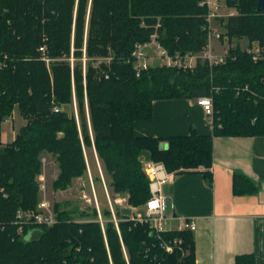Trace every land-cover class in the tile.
<instances>
[{
	"label": "trees",
	"instance_id": "obj_1",
	"mask_svg": "<svg viewBox=\"0 0 264 264\" xmlns=\"http://www.w3.org/2000/svg\"><path fill=\"white\" fill-rule=\"evenodd\" d=\"M201 1L0 0V142L15 108L24 121L12 141L0 144V264H195L192 232L157 234L119 209L114 221L103 210V224L95 208L67 210L62 203L53 204L51 226L18 214L39 210L36 179L47 154L58 165L52 188L64 191L84 175V151L93 148L112 192L139 209L150 197L141 156L171 174L199 171L211 186L213 137L264 136V61L239 45L217 64L198 59L193 68L135 71L131 53L154 32L170 56L207 47L209 11ZM224 1L236 10L224 25L227 40L264 47V7L257 0ZM199 97L212 99L210 135L135 133L134 122L152 118L154 101ZM73 104L77 115L66 109ZM232 183L236 194L258 189L239 173ZM173 239L181 240L179 248L165 252L162 244ZM235 264H254V256L238 255Z\"/></svg>",
	"mask_w": 264,
	"mask_h": 264
},
{
	"label": "crops",
	"instance_id": "obj_2",
	"mask_svg": "<svg viewBox=\"0 0 264 264\" xmlns=\"http://www.w3.org/2000/svg\"><path fill=\"white\" fill-rule=\"evenodd\" d=\"M225 8L235 15L234 8ZM152 110L151 119L134 122L137 135L180 136L192 129L199 135L212 133L211 120L196 100H157ZM9 125L12 141L18 130ZM212 148L211 186L199 171L174 173L163 185V194L173 206L166 230H175L181 218L195 222V264H235L236 256L246 254L254 256V264H264V136L213 137ZM234 173L253 180L257 191L234 193Z\"/></svg>",
	"mask_w": 264,
	"mask_h": 264
},
{
	"label": "rangeland",
	"instance_id": "obj_3",
	"mask_svg": "<svg viewBox=\"0 0 264 264\" xmlns=\"http://www.w3.org/2000/svg\"><path fill=\"white\" fill-rule=\"evenodd\" d=\"M220 8L216 10L213 17L210 19V29H211V42L209 49L206 48L204 52L209 54L212 57V63L217 64L223 60L228 54V50L235 45H239L243 50H248L249 41L245 38L237 39L233 38L231 41L227 40L225 31V26L227 17L234 11L225 8L226 2L222 0L219 2ZM228 7V6H227ZM213 11V9H212ZM256 42L251 43V48L253 49L256 46ZM204 59V53L201 54V60ZM83 61L85 59L83 58ZM191 64L194 65V58L190 59ZM217 62V63H216ZM152 65H157V61L150 62ZM69 106L66 109L70 113L77 115V109ZM22 117L15 108L10 117L5 119L6 122L2 124L1 132V142L6 144L7 141H10L11 134L9 129V124H13V131H17L21 125ZM8 128V129H7ZM9 137V138H8ZM0 144L2 145V143ZM85 160H86V171L81 177H76L72 180V184L64 191H54L52 188V182L58 174V165L54 157L50 155H44L42 157L43 163L41 168V174L37 176V183L39 184V207L37 210H40V202L44 200L49 202L51 212L53 211V204L59 203L63 205V208L70 210L74 207L78 208L80 211H86L87 213L91 212L92 208H95L97 211V219L100 223H104L106 218L102 215V211L108 209L111 213L112 220L116 211L119 209L121 212L126 213L128 216L132 215L131 206H127L125 199L113 193L112 189L109 187L110 178L105 174L102 163L98 159L95 150L93 148H85L84 151ZM144 156V155H143ZM42 187V188H41ZM135 208V207H134ZM137 212L143 213V208H136ZM47 213V212H45ZM75 216L77 213H74ZM53 217L55 214L53 213ZM83 221H89L87 219Z\"/></svg>",
	"mask_w": 264,
	"mask_h": 264
},
{
	"label": "built area",
	"instance_id": "obj_4",
	"mask_svg": "<svg viewBox=\"0 0 264 264\" xmlns=\"http://www.w3.org/2000/svg\"><path fill=\"white\" fill-rule=\"evenodd\" d=\"M200 5L206 6L209 11L206 18L209 29V41L206 48L209 49L211 42L210 37L212 34L209 27V17L214 16V13L218 9V3L217 0H202ZM155 28L157 30V28H159V24H156ZM158 37V33L154 32L150 36L149 41L137 44L134 47V50L131 53V59L134 61V68L137 74L152 65L150 62L153 61L158 62L157 66L178 67L184 69L193 68L196 65L197 60L201 59L202 53H204L203 60H207L209 65H213L211 61L212 57L204 52L206 48L201 53L188 54L182 58H180L178 55L170 56L159 43ZM38 51L42 54V60L46 63H49L50 59L45 55V47H40ZM248 52L252 54V59L254 61H264V47H260L258 44H256L253 49H248ZM193 58L195 61L194 65L188 62ZM196 103L202 107L205 114L211 120V117L213 115L212 99L210 97H199L196 99ZM140 162L143 172L148 179L150 197L146 204L143 206V213L137 212L136 208L131 207L130 209L132 211V215L128 219L139 223H146L150 229L154 230L157 234H160L167 231L165 222L168 217L172 216L173 210L172 202L163 194L162 187L169 181L173 174L167 171L163 163L152 161L150 159H147L145 156L140 157ZM169 200L171 202L170 206L168 205ZM40 207V210H38L37 212H28L23 214L19 213L18 219H24L25 222L28 223L32 222L34 224H46L47 226L53 225L55 217L52 216L53 212H51L49 202L45 200L43 202H40ZM168 207H170L171 213L168 212ZM176 230L190 231L193 233L196 230V224L192 219L181 218L179 219V225ZM17 233H21L20 228L18 229ZM180 244V239H173L172 241L163 243L162 248L165 252L172 253L174 248H179Z\"/></svg>",
	"mask_w": 264,
	"mask_h": 264
},
{
	"label": "water",
	"instance_id": "obj_5",
	"mask_svg": "<svg viewBox=\"0 0 264 264\" xmlns=\"http://www.w3.org/2000/svg\"><path fill=\"white\" fill-rule=\"evenodd\" d=\"M257 4L260 7H264V0H257ZM163 146V145H162Z\"/></svg>",
	"mask_w": 264,
	"mask_h": 264
}]
</instances>
